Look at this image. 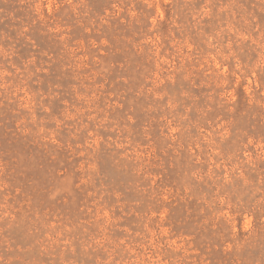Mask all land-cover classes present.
Masks as SVG:
<instances>
[{
    "label": "rangeland",
    "instance_id": "obj_1",
    "mask_svg": "<svg viewBox=\"0 0 264 264\" xmlns=\"http://www.w3.org/2000/svg\"><path fill=\"white\" fill-rule=\"evenodd\" d=\"M0 264H264V0H0Z\"/></svg>",
    "mask_w": 264,
    "mask_h": 264
}]
</instances>
